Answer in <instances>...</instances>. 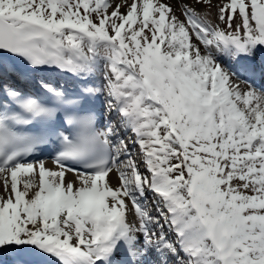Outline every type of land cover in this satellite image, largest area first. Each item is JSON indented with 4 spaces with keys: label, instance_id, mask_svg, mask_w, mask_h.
<instances>
[{
    "label": "snow or ice",
    "instance_id": "snow-or-ice-1",
    "mask_svg": "<svg viewBox=\"0 0 264 264\" xmlns=\"http://www.w3.org/2000/svg\"><path fill=\"white\" fill-rule=\"evenodd\" d=\"M0 264H264V0H0Z\"/></svg>",
    "mask_w": 264,
    "mask_h": 264
}]
</instances>
